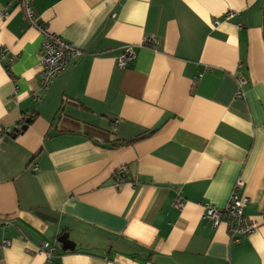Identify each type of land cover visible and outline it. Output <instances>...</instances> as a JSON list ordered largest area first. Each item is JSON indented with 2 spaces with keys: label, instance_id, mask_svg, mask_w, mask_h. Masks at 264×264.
<instances>
[{
  "label": "crops",
  "instance_id": "crops-1",
  "mask_svg": "<svg viewBox=\"0 0 264 264\" xmlns=\"http://www.w3.org/2000/svg\"><path fill=\"white\" fill-rule=\"evenodd\" d=\"M33 8L80 54L43 89L42 35L0 0V264H264V220L233 241L203 216L237 179L243 213L264 211V0Z\"/></svg>",
  "mask_w": 264,
  "mask_h": 264
},
{
  "label": "built area",
  "instance_id": "built-area-1",
  "mask_svg": "<svg viewBox=\"0 0 264 264\" xmlns=\"http://www.w3.org/2000/svg\"><path fill=\"white\" fill-rule=\"evenodd\" d=\"M15 4L21 9L25 19L29 26L35 27L39 30L42 35L41 51L42 56L40 59V73L42 76V88L47 89L69 63L70 59L80 54V51L73 47L70 43L63 40L55 33L49 32L39 22V16L36 14L33 8V0H13ZM9 13L3 12L1 17L6 19ZM225 18L229 19L233 16L232 11L225 13ZM218 21L215 22L217 24ZM153 40L147 38L145 43L151 44ZM8 48L3 46L0 47V59L4 57ZM135 57V51L132 45H127L124 48L123 53L118 57V64L123 66L128 60ZM242 83L239 81V89L237 95H242ZM14 132L10 128L0 129V141L7 134ZM34 168L37 165L34 164ZM122 171L125 168L121 169ZM242 180L237 179L234 183L233 189L228 197L227 202L223 207H215L213 205H205L203 209V216L209 219L213 226H218L224 222L226 226L227 235L233 241H239L240 239L246 238L248 235L253 233L258 224V218L264 220V211L258 214V217H251L243 213V207L245 204V198L238 194V189L242 185ZM175 207H182L184 201L181 198H176L173 202ZM10 245V241L3 239L0 242V249H4ZM36 251L44 254L46 259L52 258L57 250L53 243L48 241H42V243L36 248Z\"/></svg>",
  "mask_w": 264,
  "mask_h": 264
},
{
  "label": "water",
  "instance_id": "water-1",
  "mask_svg": "<svg viewBox=\"0 0 264 264\" xmlns=\"http://www.w3.org/2000/svg\"><path fill=\"white\" fill-rule=\"evenodd\" d=\"M67 237V234H62L59 236L58 240L62 244L63 249H72L73 243H71Z\"/></svg>",
  "mask_w": 264,
  "mask_h": 264
},
{
  "label": "trees",
  "instance_id": "trees-1",
  "mask_svg": "<svg viewBox=\"0 0 264 264\" xmlns=\"http://www.w3.org/2000/svg\"><path fill=\"white\" fill-rule=\"evenodd\" d=\"M26 125V123L25 122H22L21 123V126L23 127V126H25ZM20 127V126H19ZM21 127V128H22ZM87 133H92V134H94V133H102V131L101 130H97V129H94V128H89L88 129V131H87Z\"/></svg>",
  "mask_w": 264,
  "mask_h": 264
}]
</instances>
